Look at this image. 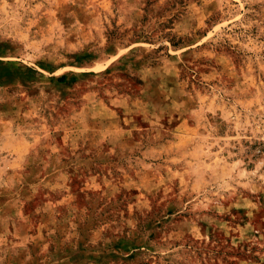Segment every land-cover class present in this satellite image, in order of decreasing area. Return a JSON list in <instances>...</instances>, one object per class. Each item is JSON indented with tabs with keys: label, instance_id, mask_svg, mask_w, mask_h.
Wrapping results in <instances>:
<instances>
[{
	"label": "rangeland",
	"instance_id": "374dc122",
	"mask_svg": "<svg viewBox=\"0 0 264 264\" xmlns=\"http://www.w3.org/2000/svg\"><path fill=\"white\" fill-rule=\"evenodd\" d=\"M0 264H264V0H0Z\"/></svg>",
	"mask_w": 264,
	"mask_h": 264
},
{
	"label": "trees",
	"instance_id": "16d2710c",
	"mask_svg": "<svg viewBox=\"0 0 264 264\" xmlns=\"http://www.w3.org/2000/svg\"><path fill=\"white\" fill-rule=\"evenodd\" d=\"M61 78H63V77H61Z\"/></svg>",
	"mask_w": 264,
	"mask_h": 264
}]
</instances>
